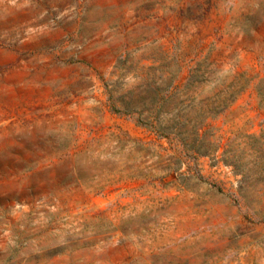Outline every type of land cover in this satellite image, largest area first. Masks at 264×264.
Listing matches in <instances>:
<instances>
[{
	"label": "rangeland",
	"instance_id": "rangeland-1",
	"mask_svg": "<svg viewBox=\"0 0 264 264\" xmlns=\"http://www.w3.org/2000/svg\"><path fill=\"white\" fill-rule=\"evenodd\" d=\"M0 264H264V0H0Z\"/></svg>",
	"mask_w": 264,
	"mask_h": 264
},
{
	"label": "built area",
	"instance_id": "built-area-1",
	"mask_svg": "<svg viewBox=\"0 0 264 264\" xmlns=\"http://www.w3.org/2000/svg\"><path fill=\"white\" fill-rule=\"evenodd\" d=\"M226 169V171H229V168L228 167H224Z\"/></svg>",
	"mask_w": 264,
	"mask_h": 264
}]
</instances>
